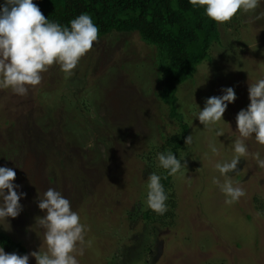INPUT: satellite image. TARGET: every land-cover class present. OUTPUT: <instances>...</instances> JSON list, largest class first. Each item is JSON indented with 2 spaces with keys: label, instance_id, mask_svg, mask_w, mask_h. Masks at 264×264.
I'll return each instance as SVG.
<instances>
[{
  "label": "rangeland",
  "instance_id": "rangeland-1",
  "mask_svg": "<svg viewBox=\"0 0 264 264\" xmlns=\"http://www.w3.org/2000/svg\"><path fill=\"white\" fill-rule=\"evenodd\" d=\"M262 12L264 0L255 11L241 10L239 29L220 24L213 61L179 85L177 105L192 143L180 150L183 175L172 176L178 202L172 227H154L138 213L147 206L148 176L164 175L157 158L162 135L181 129L154 94V47L136 34L114 33L94 42L70 76L57 64L25 96L0 89V166L16 171V190L27 194L19 216L0 222V231L26 246L29 264H36L32 251L46 250L36 217L46 215L38 197L50 187L85 225L79 264H264V168L254 159L257 152L264 159V145L255 134L244 140L248 155L227 174L246 194L227 204L213 183L226 179L215 165L235 155L236 116L250 104L249 83L264 79V18H256ZM227 87L236 100L217 125L204 128L199 111Z\"/></svg>",
  "mask_w": 264,
  "mask_h": 264
},
{
  "label": "clouds",
  "instance_id": "clouds-1",
  "mask_svg": "<svg viewBox=\"0 0 264 264\" xmlns=\"http://www.w3.org/2000/svg\"><path fill=\"white\" fill-rule=\"evenodd\" d=\"M193 6L204 7L206 15L218 24L230 22L241 10L245 13L255 11L260 0H189ZM257 19L264 18V12ZM99 40V28L88 14H81L70 21V28L50 22L33 0H5L0 5V89L11 88L21 96L28 93L29 87H36L42 82V73L50 67L59 65L60 70L70 76L80 59L85 56ZM224 95L211 96L198 113L204 128L211 129L224 117L229 103L236 100L234 88L223 89ZM250 104L236 116L240 138L234 141L235 155L230 162L217 163L215 168L226 179L223 183L213 178V183L225 194L227 204L239 200L245 190L234 187L229 172L237 170L242 157L248 155L245 139L255 134V140L264 145V79L249 83ZM224 135L223 129L216 133ZM186 145L192 143V136L185 139ZM214 154H219L215 145H211ZM159 166L168 170L169 176L181 172L185 164L181 163L172 152L158 154ZM260 168H264V159L257 152L254 154ZM17 173L13 168L0 166V222L8 217L16 218L22 211L21 196L17 192L19 185L13 182ZM166 178V177H165ZM147 205L158 215L167 212L168 199L161 178L156 173L148 176ZM7 190V191H6ZM38 207L46 212L36 217V224L43 229V245L46 250L32 251L36 264H79L76 256L83 255L85 244V225L80 216L72 210L69 199L55 188H48L43 195L39 193ZM8 222V221H7ZM3 225V223H0ZM5 227V226H4ZM10 225L5 227L9 229ZM90 246L91 241L87 242ZM0 264H29V255L15 252L6 253L0 247Z\"/></svg>",
  "mask_w": 264,
  "mask_h": 264
},
{
  "label": "trees",
  "instance_id": "trees-1",
  "mask_svg": "<svg viewBox=\"0 0 264 264\" xmlns=\"http://www.w3.org/2000/svg\"><path fill=\"white\" fill-rule=\"evenodd\" d=\"M33 2L50 22L59 23L62 27L70 28L72 19L86 13L98 26L99 39L114 33L136 34L144 43L154 47L158 83L154 94L168 106L170 116L177 119L181 126L180 131L173 135H162L163 143L158 151L165 154L172 152L179 159L189 129V125L184 122V114L177 105L179 85L193 79L198 67L204 62L213 61V47L222 43L220 24L206 15L204 7L193 6L189 0H33ZM240 13L241 11L230 21V27L239 29L244 26L242 22L244 19L239 16ZM231 51L235 52V49ZM99 87L102 89V86ZM143 157L145 158V155ZM163 172L164 175L160 178L168 196L167 212L158 215L148 205L144 210H138L143 219L152 223L154 227H172L177 215L178 202L172 176L168 175V170L163 169ZM145 196L143 201L147 203V194ZM0 247L8 253L15 252L19 255L27 253L26 246L5 231H0Z\"/></svg>",
  "mask_w": 264,
  "mask_h": 264
}]
</instances>
